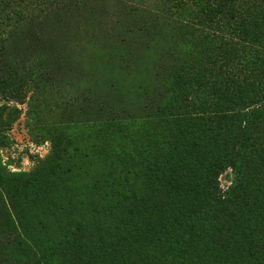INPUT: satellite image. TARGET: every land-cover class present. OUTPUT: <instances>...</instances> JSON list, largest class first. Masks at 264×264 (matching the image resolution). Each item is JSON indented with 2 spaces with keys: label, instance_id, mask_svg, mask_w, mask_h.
Instances as JSON below:
<instances>
[{
  "label": "rangeland",
  "instance_id": "rangeland-1",
  "mask_svg": "<svg viewBox=\"0 0 264 264\" xmlns=\"http://www.w3.org/2000/svg\"><path fill=\"white\" fill-rule=\"evenodd\" d=\"M227 66L240 95L210 81ZM0 101V264H264V189L236 226L203 209L264 166L213 119L264 129V0H0ZM144 214L164 228L152 239L134 237Z\"/></svg>",
  "mask_w": 264,
  "mask_h": 264
},
{
  "label": "trees",
  "instance_id": "trees-1",
  "mask_svg": "<svg viewBox=\"0 0 264 264\" xmlns=\"http://www.w3.org/2000/svg\"><path fill=\"white\" fill-rule=\"evenodd\" d=\"M230 52H233V49L229 50ZM229 51H227L226 53L224 52V61L228 62V64H231L229 62L232 61V55L229 53ZM233 64V63H232ZM234 65V64H233ZM226 74L228 75V78H221L219 76V78L216 80L214 79L215 73L210 77V81H212L215 85H217V83H219V85L222 84V80H224L226 82V84L228 86H231V88L234 90L235 95H240L241 94V87H237V89L235 88V86H237L238 84L241 83V79L238 78V71L233 70L232 68L230 69V67L227 66L226 68ZM221 83V84H220ZM212 85V84H210ZM213 87V85H212ZM213 90L216 91L217 88L214 86ZM217 92V91H216ZM214 120H219V121H215L217 124L219 123V125H223V126H227L228 124H237V126L235 127V130L238 132V135L243 138L244 140H246V142L248 143H252V151L253 153H257L258 155H260V153H262V146H264V129L261 126H257V125H253L250 127V131H246L245 129L248 128V125L244 126V130L241 126V124H239V120H241V118L243 117H247V114L242 115L239 111H232L230 113L227 112V110L224 109V107H216V111L214 112ZM250 116V113H249ZM254 119V116L249 117L248 123H250L252 120ZM221 120V121H220ZM223 121H226V123H223ZM245 121V120H244ZM227 128V127H225ZM222 136H226V129H225V133L222 134ZM212 140L217 143L218 140L212 136ZM224 145L222 147V149L220 150L221 152H225L224 149L226 148L225 145L228 144L229 142V138L226 136V139H224ZM249 151V150H248ZM250 153H252L250 151ZM152 155V154H151ZM151 158H153L151 156ZM254 162V160H253ZM252 165V164H251ZM254 165V164H253ZM256 168V165L254 166ZM136 176H138V173H135ZM127 184V183H126ZM237 184L235 187V191L239 190L241 192V197L242 198H233V197H219L218 195H213L212 198L209 196H205L204 197V202L206 203L203 207V209H205V212H209L211 211V209L214 208V206H219V208L227 214V218L229 220V222L231 223V225H238L240 219H237V214L239 213V206L242 204V199H252L253 201L256 200L255 198V192L264 189V166L256 169L254 175H252V177L247 181V182H241V183H235ZM128 185V184H127ZM117 194H118V199L119 202L126 205V204H131V206L140 209L142 207L145 206L146 201H144V199L139 198V195L134 191V189L130 186H125V190L121 187V185H119L118 190H117ZM144 216H147V220L146 223L143 225V228L139 229V232L134 236L135 238H141V239H152L154 237L148 235L147 230H151V229H158L159 232H161V229L163 228V225H161L160 220H154L155 217L149 215V214H144ZM159 219V218H157ZM254 222L256 223H262L264 225V209L262 211V214L260 216H257L254 220ZM132 225H134L132 220H124L121 219L120 223H119V227L122 230H130L132 229ZM119 227H107L105 228V235L103 236H113V238H115L114 236L117 235L118 231H120ZM129 228V229H127ZM259 233L264 235V227L258 230ZM113 232V234H112ZM197 239L196 237L194 238V240L196 242H189L187 248L183 249V259L187 260L189 258V256L192 254L193 250L196 249L195 247L197 245H199L200 240L203 241V237H201V235H197ZM258 235L254 238L253 242H250V246L248 247V249L250 250V252L254 251L256 249V247L258 246ZM217 244H218V240ZM243 242V241H242ZM247 242V241H245ZM87 247V246H86ZM245 247V243L242 244V246H240V248H244ZM88 249V247L85 249V251ZM205 249L208 250V247L206 245ZM84 250V249H83ZM205 261L204 259H200V258H196V260L194 262H192V264H204ZM232 264V263H230Z\"/></svg>",
  "mask_w": 264,
  "mask_h": 264
},
{
  "label": "water",
  "instance_id": "water-1",
  "mask_svg": "<svg viewBox=\"0 0 264 264\" xmlns=\"http://www.w3.org/2000/svg\"><path fill=\"white\" fill-rule=\"evenodd\" d=\"M4 102L0 101V104H3Z\"/></svg>",
  "mask_w": 264,
  "mask_h": 264
}]
</instances>
